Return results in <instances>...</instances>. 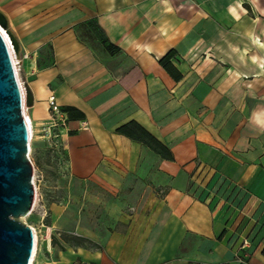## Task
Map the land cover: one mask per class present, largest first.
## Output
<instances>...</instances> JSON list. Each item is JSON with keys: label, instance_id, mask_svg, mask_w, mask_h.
Segmentation results:
<instances>
[{"label": "crops", "instance_id": "1", "mask_svg": "<svg viewBox=\"0 0 264 264\" xmlns=\"http://www.w3.org/2000/svg\"><path fill=\"white\" fill-rule=\"evenodd\" d=\"M0 10L27 56L35 131L51 95L83 116L36 138L38 264H264V0ZM171 51L179 79L159 62Z\"/></svg>", "mask_w": 264, "mask_h": 264}, {"label": "water", "instance_id": "2", "mask_svg": "<svg viewBox=\"0 0 264 264\" xmlns=\"http://www.w3.org/2000/svg\"><path fill=\"white\" fill-rule=\"evenodd\" d=\"M0 25L8 31L20 55V43L1 10ZM32 106V92L26 86L24 96L10 50L0 33V264H32L36 250L34 231L25 222L35 203L25 117V108Z\"/></svg>", "mask_w": 264, "mask_h": 264}, {"label": "rangeland", "instance_id": "3", "mask_svg": "<svg viewBox=\"0 0 264 264\" xmlns=\"http://www.w3.org/2000/svg\"><path fill=\"white\" fill-rule=\"evenodd\" d=\"M14 34L16 35V37H17V39L19 41V37L17 36V34L15 32H14ZM14 53H16V51H14ZM15 58H16V64H17V69H18L17 75H18L19 80H21L22 85H23V87L25 89V87L27 86L26 71H25L26 57H25V54L21 50L20 55L18 54V57L15 56ZM25 110H26V113L28 114V109L25 108ZM39 135L40 136L41 135L44 136L43 133L39 134L36 131L33 133L32 140H31V150L32 151H31V156H30L32 161H33V163H34L35 169H36V175L35 176H36V184H37V188H38V202L36 204V207H35L33 213L25 218V222L29 226H31V227L36 229V231L38 233V237H39L38 248H41V246H42L41 245L42 244V237L45 236V233H44L43 228L41 226L42 223L39 224V221L41 219V215L43 216V214H44V211L42 209V203H41V184H43L42 176H44V172L41 171V168H39L38 163H37V157H36L37 155H35V142H36L37 136H39ZM37 141H39V140H37ZM41 147L42 146L40 145V154H38V155H39V157L41 159H45V149H44V147H42V148ZM54 182L55 183H53V185H57L58 184L57 180L54 181ZM53 185H52V181L51 180H50L49 184L47 183V186H50V187L52 186L53 187ZM34 264H38L37 258H36Z\"/></svg>", "mask_w": 264, "mask_h": 264}, {"label": "built area", "instance_id": "4", "mask_svg": "<svg viewBox=\"0 0 264 264\" xmlns=\"http://www.w3.org/2000/svg\"><path fill=\"white\" fill-rule=\"evenodd\" d=\"M23 94L25 96V89L23 91ZM49 106H50V109H51V112H52V118H51V120H50V122L48 124H45L43 126L42 133L46 137L51 138L53 136V130L55 128L60 127V126L67 127V118H66L64 112L62 111V108L58 104V101H57L55 95H51L50 96V98H49ZM25 113H26V110H25ZM28 125H29V132H30V142H29V145H30L29 157H30L31 156V140H32L33 133L35 132V128H34V125H33L32 121L28 122ZM30 160L32 161L31 157H30ZM32 164L34 166L33 161H32ZM35 175H36V169H35V166H34L35 203H34V207H33V210L31 212V214L33 213V211H34V209L36 207V204L38 202V188H37V184H36V176ZM42 209L44 211L43 205H42ZM45 214L46 213L44 211V214L42 216V220L45 219ZM32 229L34 231L35 240H36V250H35L34 258L32 260V263L34 264V262H35V260L37 258V255H38L39 237H38V233H37L36 229L33 228V227H32ZM239 262L241 264H249L248 261H246L243 258H240ZM76 264H90V263L79 262V263H76Z\"/></svg>", "mask_w": 264, "mask_h": 264}, {"label": "trees", "instance_id": "5", "mask_svg": "<svg viewBox=\"0 0 264 264\" xmlns=\"http://www.w3.org/2000/svg\"><path fill=\"white\" fill-rule=\"evenodd\" d=\"M87 35H89V33L86 31V32H83V34H78V36L81 38V36H85L87 37ZM88 38H91V37H88ZM112 47V46H111ZM108 48V47H107ZM109 49H111L109 47ZM176 57V53L174 51H171L169 52L165 57L161 58L160 59V64L162 65V67H164L166 70H168L172 75L176 76V78H180V75L178 74L176 68L173 66V64L171 63L172 59ZM63 112L65 113H69L70 114V118H77V117H83L82 115L78 116L77 114L73 115L71 114L72 112H75V109L74 108H65V109H62Z\"/></svg>", "mask_w": 264, "mask_h": 264}, {"label": "bare ground", "instance_id": "6", "mask_svg": "<svg viewBox=\"0 0 264 264\" xmlns=\"http://www.w3.org/2000/svg\"><path fill=\"white\" fill-rule=\"evenodd\" d=\"M0 33L2 34V36L4 37V39H5V41H6L7 45H8V48L10 50V54H11V57H12V61H13V64H14L15 69H16V72H17L18 69H17V64H16V58H15V56L18 57V53H14V51H15V49H14V43H13V41L11 39V36L9 35L8 31L6 29H4L1 25H0ZM19 82H20V85L22 87V90L24 91V87L22 85L21 80H19ZM25 117L28 120V122H31V119H30V117L28 116L27 113H25Z\"/></svg>", "mask_w": 264, "mask_h": 264}]
</instances>
